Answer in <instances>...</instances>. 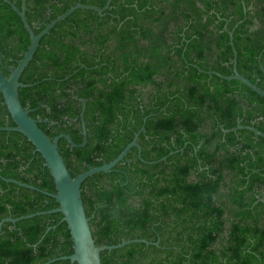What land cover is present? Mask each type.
<instances>
[{
	"label": "trees",
	"instance_id": "obj_1",
	"mask_svg": "<svg viewBox=\"0 0 264 264\" xmlns=\"http://www.w3.org/2000/svg\"><path fill=\"white\" fill-rule=\"evenodd\" d=\"M16 2L22 9V0ZM27 0L38 34L77 3ZM264 0H112L78 9L40 41L20 98L76 176L137 146L82 183L103 264H264ZM31 43L19 13L0 0V69L9 75ZM217 72L211 74L210 72ZM84 101H86L84 103ZM15 126L0 90V127ZM144 127V128H143ZM143 128V129H142ZM0 222L59 206L45 158L19 131L0 130ZM3 177L40 189L19 186ZM63 213L38 214L0 232V264H43L74 253ZM155 242H159L156 244ZM51 264H78L57 260Z\"/></svg>",
	"mask_w": 264,
	"mask_h": 264
},
{
	"label": "water",
	"instance_id": "obj_2",
	"mask_svg": "<svg viewBox=\"0 0 264 264\" xmlns=\"http://www.w3.org/2000/svg\"><path fill=\"white\" fill-rule=\"evenodd\" d=\"M10 3L12 7L19 13L23 24L27 31L30 34L31 43L29 45L28 50L25 52L22 59L19 60L16 66L9 67L10 74L6 75L0 69V90L3 93L5 98V104L7 105L14 122L15 126L6 125L4 127H0V130H15L23 133L28 139L36 146L37 150L43 155L46 160L48 167L51 170V173L54 177L57 192H49L43 189H40L34 185L24 183L20 180L13 178L3 177L7 182L16 183L19 186L28 187L32 189H40L47 195L54 197L59 206L46 211H40L36 213H31L27 215H23L17 218L6 217L0 222V232L2 230V226L5 222H17L19 220L30 218L38 214H46L51 212H61L63 213V220L67 221L68 226L70 228L73 242H74V253L70 255H63L56 258H52L46 261L43 264H51L57 260L65 259L70 260L71 263L78 262V264H103L101 253L104 250H113L116 248H121L125 245H128L133 242H144L146 244H151V241L141 238H135L131 240H123L119 244H111V245H97L96 240L93 234V230L90 223V217H88L86 208L84 205V201L82 198V183L90 176L98 173V172H109L113 169L120 161H122L127 155L128 152L135 146L139 148V154L141 156L142 150L141 145L138 142L139 132L136 133V136L132 142H130L123 151L111 162L105 163L101 166L91 167L87 171H84L76 176H73L70 168L66 164L59 147V141L61 138H66L72 146H81L87 143V129H86V121L83 119V135L84 141L81 144H78L74 141V139L67 133H62L53 139L48 136V134L39 126V120L32 117L30 115V111L28 108L24 107L20 98V87H30L33 83H24L20 80L24 70L33 59L37 48L40 44L42 37L50 32V30L60 21L64 20L66 17L74 13L78 9H92L98 11L103 14V12L109 8L111 1L109 0L107 5L103 8L97 7L95 5H86L82 3H77L72 6L67 12L58 16L56 19L52 20L50 23H47L45 28L41 30L38 34L34 31L32 25L28 21L26 15L27 9V0H22V9H20L16 2L11 0H5ZM231 34V43L234 49V72L232 75L226 76L218 73L222 78H226L229 80L237 79L246 84L256 93L264 97V89L258 87L255 83H253L249 78L245 77L238 70V52L234 47L233 42V32ZM211 74L217 72H210ZM86 101H84L85 103ZM144 128V127H143ZM142 128V129H143ZM247 128L254 131L257 135L264 136V132L257 129L255 126H244L239 125L236 129ZM142 158V156H141ZM144 161L149 162L151 164L158 163L160 161L166 160L167 156L161 158L157 161H147L142 158ZM1 175V174H0ZM159 244V242H155Z\"/></svg>",
	"mask_w": 264,
	"mask_h": 264
}]
</instances>
